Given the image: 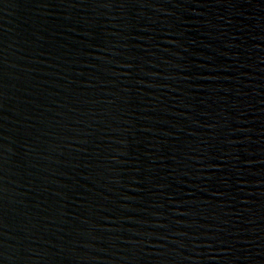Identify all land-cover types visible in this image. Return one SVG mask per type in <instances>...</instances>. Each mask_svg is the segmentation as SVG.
<instances>
[{
	"label": "water",
	"instance_id": "obj_1",
	"mask_svg": "<svg viewBox=\"0 0 264 264\" xmlns=\"http://www.w3.org/2000/svg\"><path fill=\"white\" fill-rule=\"evenodd\" d=\"M0 264H264V0H0Z\"/></svg>",
	"mask_w": 264,
	"mask_h": 264
}]
</instances>
